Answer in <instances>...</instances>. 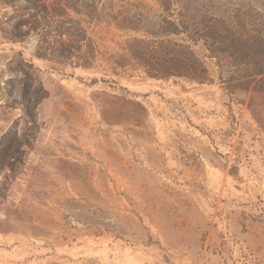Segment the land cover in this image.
<instances>
[{
  "label": "rangeland",
  "instance_id": "obj_1",
  "mask_svg": "<svg viewBox=\"0 0 264 264\" xmlns=\"http://www.w3.org/2000/svg\"><path fill=\"white\" fill-rule=\"evenodd\" d=\"M133 1L0 0V264H264V93L114 72L134 34L87 12ZM41 4L91 67L38 57Z\"/></svg>",
  "mask_w": 264,
  "mask_h": 264
},
{
  "label": "trees",
  "instance_id": "obj_2",
  "mask_svg": "<svg viewBox=\"0 0 264 264\" xmlns=\"http://www.w3.org/2000/svg\"><path fill=\"white\" fill-rule=\"evenodd\" d=\"M154 1L160 7L159 12L141 1L124 3L118 13L111 8L99 11L98 4L87 12L93 19L134 34L124 53L109 58L114 72L143 73L151 79H178L200 85L218 83L230 94L251 90L264 93L263 13L257 9L237 8L218 16L201 2ZM57 5L35 6L40 21L26 22L46 33H50L54 25L57 38H43V42L49 45L53 42L55 46L52 43L51 48L43 52L40 47L38 57L48 59V54L61 63L91 67L95 53L90 41L87 42L88 59L80 56L86 45V33L78 22L63 28L64 23L53 18L63 16ZM73 9L81 13L76 5ZM49 10L52 18L47 22ZM210 65L216 68L214 73Z\"/></svg>",
  "mask_w": 264,
  "mask_h": 264
}]
</instances>
